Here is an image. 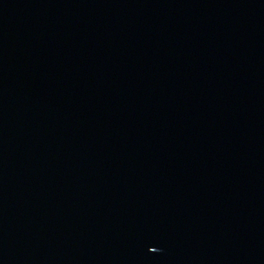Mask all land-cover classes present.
Listing matches in <instances>:
<instances>
[{"label": "water", "instance_id": "1", "mask_svg": "<svg viewBox=\"0 0 264 264\" xmlns=\"http://www.w3.org/2000/svg\"><path fill=\"white\" fill-rule=\"evenodd\" d=\"M0 264H264V0H0Z\"/></svg>", "mask_w": 264, "mask_h": 264}, {"label": "snow or ice", "instance_id": "2", "mask_svg": "<svg viewBox=\"0 0 264 264\" xmlns=\"http://www.w3.org/2000/svg\"><path fill=\"white\" fill-rule=\"evenodd\" d=\"M149 251H155V249L154 248H150Z\"/></svg>", "mask_w": 264, "mask_h": 264}]
</instances>
